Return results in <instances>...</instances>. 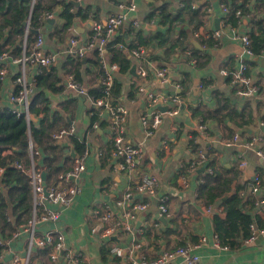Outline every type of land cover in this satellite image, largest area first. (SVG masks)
<instances>
[{"label":"crops","instance_id":"obj_1","mask_svg":"<svg viewBox=\"0 0 264 264\" xmlns=\"http://www.w3.org/2000/svg\"><path fill=\"white\" fill-rule=\"evenodd\" d=\"M68 1L78 2V4H75L76 8H86L89 13L88 18L85 20L76 19L73 25L65 31L62 29L65 19L60 15L63 7L58 4L53 11L55 13L54 22L46 19L38 28L39 34L37 35L43 36L44 48L47 52L59 53V61L47 70V72L51 71L48 82L53 83L55 79H59L57 86H63L60 92L45 89L51 112L52 114L57 113L59 117L57 123L63 126L60 129L74 125L76 129L74 136L80 140L87 138L89 156L86 169L78 179L81 193L72 205L63 211L58 223H39L36 228L37 235L41 236L45 232L59 227L65 234L67 246L85 255V264H114L111 252L113 243L127 246L134 239L139 240L148 257L155 259L164 250H171L187 244L197 245L201 243L203 237H206L208 241L193 249L200 256L199 264H264V231L258 230L256 222L259 217L264 218V208L256 207L249 211L254 217V237L241 241L239 246L235 248L229 246L226 248V246L217 243L215 240L214 216L223 213L219 210L218 205L220 202L211 204L204 196H199L201 185L204 182V174L208 170L199 168L195 173H192L188 177L187 186L180 181L181 167L210 145L212 151L209 154V166L212 172V164L221 174L231 173V175H235L233 172H238L233 182L234 189L232 192L235 191L236 185L243 182L249 181L250 186L253 176L259 174L263 186L262 196H264V158L259 156L255 150L243 144L253 134L260 133V140L257 145L264 150V127L261 128L260 126V122L263 120H258L253 125H246L243 129L236 128L234 125L235 132L239 133L242 130V133H239L240 140L235 144L228 145L224 142V139L232 137L228 136V127L224 123L219 124L213 119L204 120L203 116L197 115L193 110L199 107V111L206 113L209 110L217 109L224 99H227L230 104L238 109H242L247 102L252 100H262L258 95L247 98L239 96L236 93V85L232 84L229 77L224 76L221 71L222 69H235L242 62L252 63L249 64L250 76L257 85L264 86V53L258 57H253L247 52V48L241 39L224 33L220 36V44L209 47L205 51L206 57L197 60L196 64H192V58H195L193 56L195 50L192 45H189L184 49H180L168 60H163L165 48H158L155 55L162 62L149 61L142 64V60H138L131 53L132 68H136V74L132 72V68L131 73L125 75L118 74V69L114 71L115 79L118 78L124 85L120 102L129 110L126 137L132 143H141L145 149V156L141 161L137 175L141 176L146 173L158 176L160 181L158 194L168 196L170 214L160 216L158 198L148 197L147 195L135 196L136 200L149 201L148 209L137 216L132 232L119 230L113 235L115 238L112 236L107 239L93 231V228L99 225L93 214V209H111L117 212L116 202L119 200L120 194L132 188L136 179H129L127 176L113 171L108 160L111 150L108 126L103 128L100 126L99 128H93V130L89 128L90 111L92 109L90 97L87 94H79L75 90L64 88L63 83L68 73L64 65L74 69V65L68 62V59L72 58L68 54V50L71 48L70 38L74 36L84 38L91 33L94 25L101 24L104 26L108 17L120 10V3H135L136 10L131 13V18L137 19L141 24V28L150 33L166 32L167 27L158 23V16H154L149 20L153 13H159L158 6L161 2L158 0ZM206 1L209 2V7L204 15L205 24L197 30L201 33L217 30L215 20L219 18L221 26L224 17L221 0H197L196 5L199 6ZM167 2H171L176 6L181 4L180 0ZM148 24L156 25V29H148L146 27ZM130 25L131 22L121 32H125ZM25 27L24 40L28 37V29L26 25ZM181 28L182 26L178 25L176 27L177 32ZM248 30L249 28L245 25L238 27L240 33H247ZM195 32L196 30L190 33L193 34V41L198 48L203 50L202 45L196 40L198 38ZM157 47L158 45H156ZM93 52H88L80 68L79 81L88 92L90 89L101 85V73L90 62L94 58ZM151 64L156 67H167L168 81L165 84L161 85L153 77ZM140 66L148 69V73L151 74L150 77H147L148 75L146 77L138 76L137 69ZM37 76V70L29 68V81L35 84ZM134 81L138 85L136 98L129 99L127 97L129 87ZM202 82L205 86L200 88L199 85ZM140 85H145L148 91L152 90L163 95H179L181 92H185V96L179 95L183 100L181 104L177 106L173 103L161 104L160 107L164 112L162 122L151 136H146L144 127L140 122L141 115L147 109L148 95L147 91L142 94L138 93ZM15 89L14 77L9 74L3 82H0V106H9L8 95ZM176 107L179 108L178 113L170 114L169 111ZM256 112L259 116L263 110L258 108ZM101 119L109 122L108 111L102 114ZM66 124L67 126H65ZM201 124H204L203 128L200 127ZM227 124L233 126L232 121L227 120ZM193 136H195L197 146L192 148L191 139ZM164 141L168 145L167 149L163 147ZM70 142V137L65 138L62 142L66 153H71V150H74ZM100 151L104 154L100 155ZM245 160L247 164L243 166L242 162ZM48 205L53 206L52 204ZM209 206H212V212L204 210V207ZM117 215L122 218L121 212H118ZM149 226H155L159 229L161 235L156 242L160 246L157 251L148 247V241L144 236V231ZM29 247L30 233L28 232H22L12 242L14 252L22 258L28 255ZM2 252L4 256L1 262L9 264L13 252ZM42 252V249L34 248L31 252L29 264H66L62 259L54 263L50 260V254H43ZM177 264L183 263L179 260Z\"/></svg>","mask_w":264,"mask_h":264},{"label":"trees","instance_id":"obj_2","mask_svg":"<svg viewBox=\"0 0 264 264\" xmlns=\"http://www.w3.org/2000/svg\"><path fill=\"white\" fill-rule=\"evenodd\" d=\"M158 1L161 2L158 6L159 13H153L149 20L158 16V23L167 27L166 32L150 33L146 29H138L131 24L125 32L120 31L113 40L109 41L105 56L109 64H118V74L131 73L133 64L130 55L134 48L144 47L146 49L142 64L149 61H161L155 55L158 48H165L163 60H168L180 49L189 45L193 46L195 50L193 56L197 60L206 57V50L196 46L193 41V34L190 33L197 31L205 24L204 15L209 7V2L206 1L197 6V0H180L181 4L176 6L167 2L170 0ZM221 1L229 8L227 15L223 17L226 24L231 27L245 25L249 28L247 32L249 49L253 57H258L264 53V0ZM58 4L63 7L60 15L65 19L62 28L65 31L73 25L76 19L85 20L89 16L86 8H76L75 4L68 0H0V47L9 49L12 56H20L25 38V22L30 19V28L38 29L46 20V13L54 11ZM178 25H181L182 28L177 32L176 27ZM37 36V34L29 31L26 39L27 45L34 42ZM196 40L201 45L207 44L209 47H213L218 42L212 37ZM156 45H158L157 48ZM93 55L94 58L90 62L102 74L104 69L98 52L94 51ZM83 60L84 58L76 57L68 59V62L74 65V69L64 65L66 71L72 73L77 80L80 78ZM246 64V75H251L249 66L252 63L247 62ZM47 70L37 76L35 81L36 93L32 96L29 106L30 114L37 118L36 121L28 119L24 113L18 115L9 106H0V169H3V172L0 173V235L3 238L11 237L19 225L28 221L34 210L35 195L32 178L28 173L18 169L14 165L15 161L23 162L26 167L35 162L36 168H46L48 187L51 186L59 173L70 170L74 162V157L64 151L65 146L62 143L54 142L52 139L54 131L60 130L63 126L57 123L59 120L57 113L52 114L51 112L45 89L60 92L63 86H57L59 79L49 83L48 77L51 71L47 72ZM150 75L148 73L147 77ZM136 83V81L132 82L129 87L127 95L129 99L136 98L138 87ZM123 86V82L117 78L111 90L112 105L120 102L123 96ZM258 87V97L262 100L247 102L242 109L236 108L227 99H224L217 109L209 110L206 113L199 111V107L193 110L197 115L203 116L204 120L213 119L219 124L224 123L229 129L228 136H233L235 133L234 125L236 128L243 129L246 125H253L258 120H264V86L258 85ZM89 94L95 98L102 97L104 95L103 86L99 85L90 89ZM179 95L183 97L185 92H181ZM258 108L263 110L259 116L256 112ZM227 120L232 121L233 126L228 125ZM97 122L102 128L109 124V122L101 119L96 110L91 109L90 130H93V126ZM70 141L76 155L83 154L87 149V138L80 140L73 135L70 136ZM31 144H33L34 151H41V156L32 154ZM191 146L192 148L197 146L195 136L191 139ZM184 166H187V163ZM212 167L213 172L204 174V182L201 185L199 196H204L211 204L220 202L218 206L223 213L215 214L214 228L221 245L235 248L239 246L241 241L255 234L252 227L254 217L249 211L257 207V198L248 192L249 181L236 185L235 191L232 192L237 171L233 172L235 175H231V173L221 174L214 168L213 164ZM9 217L11 218L9 219ZM256 222L258 230L264 228V218L259 217ZM144 236L148 241L149 248H153L154 251L160 249V246L156 244L157 239L161 236L159 229L155 226H149L145 229ZM42 250L43 254H50L52 248L48 247Z\"/></svg>","mask_w":264,"mask_h":264},{"label":"built area","instance_id":"obj_3","mask_svg":"<svg viewBox=\"0 0 264 264\" xmlns=\"http://www.w3.org/2000/svg\"><path fill=\"white\" fill-rule=\"evenodd\" d=\"M120 10L109 16L106 24H96L93 26L91 33L82 38L74 36L70 38L71 48L68 50V54L76 58H84L88 52L96 51L100 57V61L104 72L101 74L100 84L103 86L104 95L99 98H95L90 95L84 88L83 84L75 78L72 73H67L65 81L63 83L64 88L72 89L79 94H87L92 101V109L96 110L100 116L105 111H108V129L109 138L111 142V150L108 155V160L111 163V167L115 173L123 174L129 179H136L132 188L121 193L119 200L116 202L117 212L111 209L103 210L101 208L93 209V214L97 218L99 225L93 228V231L100 234L105 238H111L119 230H125L127 232L133 231L134 221L137 216L148 209L149 201L136 200L135 196L147 195L148 197L158 198V208L160 216H168L170 214L169 198L167 195L158 194L159 178L155 174H142L138 176V170L141 166V161L145 156V149L143 145L130 142L126 137L127 124L129 119V110L121 102L115 105L111 104V90L115 82L114 71L118 69V64H109L105 56L107 45L115 35L120 32L126 25L133 24L137 28H141V24L137 19L131 18V13L136 10L135 3L119 4ZM224 11V17L227 15L229 8L226 4H222ZM239 14V12H238ZM55 13L47 12L45 18L53 19ZM30 25V19L27 20ZM28 27V26H27ZM28 29V28H27ZM29 30V29H28ZM29 32V31H28ZM227 33L235 38L241 39L247 48V52L252 55L249 49V35L248 33H240L238 27H231L225 23L223 18L221 26L217 30L211 32L201 33L196 31L195 35L198 39H207L209 37L217 40V44H220V36ZM204 50L209 49L207 44L202 45ZM132 54L138 59L142 60L146 55V49L144 47L132 49ZM59 61V53L47 52L44 48V39L42 35H38L36 40L27 45L26 39L23 42L22 54L20 56H12L11 51L6 48L0 47V82H3L9 74L14 77L16 89L9 93V107L18 115L24 113L30 119L29 106L32 96L36 93L35 84L29 81V68H35L37 75L43 73L46 69L50 68ZM197 59L192 58V64H196ZM18 66V67H17ZM152 67L153 77L160 82L161 85L168 81V69L167 67H156L153 64ZM246 63H241L237 68L228 70L222 69L221 73L224 76L229 77L232 84L236 85V93L241 97H256L259 94V87L254 82L250 75H246ZM137 74L140 77H146L148 75V69L144 66H140L137 69ZM200 88L205 84L200 83ZM147 95V109L141 115L140 122L144 127L146 136L153 135L162 122V116L164 114L161 109V104L173 103L176 106L181 104L183 100L179 95H163L161 93L147 90L145 85H140L138 93L144 92ZM179 108L176 107L169 111L170 114L178 113ZM261 128L264 127V120L260 122ZM99 128L100 123L97 122L93 126ZM201 128L204 124L200 125ZM75 126L70 125L67 128H62L53 133L52 139L54 142L62 143L65 138L73 136L75 134ZM240 134L235 132L230 138L224 139V142L228 145L239 142ZM260 140V133L253 134L243 144L255 150V152L264 158V150L258 147L257 143ZM164 149L168 148L167 143L163 142ZM32 154L41 156L40 150H33V144H31ZM212 147L208 145L203 151L196 155V157L187 163V166H182L180 173V181L187 186L188 177L195 173L199 168H206L208 172H212L210 164V153ZM100 155L104 152L100 151ZM89 156L88 149L81 155H76L74 158L73 166L70 170L59 173L51 186H47L46 177L44 173H47L46 168H36L35 162L31 166L26 167L23 162L15 161L14 165L22 172L28 173L32 178V185L35 195V209L33 210L31 217L27 222L18 226L14 234L9 238H3L0 235V264L4 256L2 251H11L13 256L10 259L9 264H29L31 252L34 248L46 249L52 248L50 253V260L54 263L59 262L60 259L66 262V264H85V255L69 248L66 244L65 234L62 229L56 227L45 232L43 235L38 236L36 232L37 225L39 223H52L59 222L63 211L72 205L76 197L81 193V186L79 184V177L81 173L86 169V162ZM247 161H243L242 165L246 166ZM3 169H0V173ZM117 186V184H115ZM262 181L259 174H256L251 179L249 186V193L256 197L257 207L264 208V196H262ZM45 190H48L46 195ZM159 195V196H158ZM52 204L53 206H49ZM205 211L212 212V206L204 207ZM219 210L222 211L220 208ZM220 211V212H221ZM121 212L122 218H119L117 213ZM11 217H9L10 219ZM255 230V226L252 225ZM264 231V228L261 229ZM30 233V247L28 255L22 258L19 254L14 252L12 248V242L22 233ZM251 236L250 238H253ZM215 240H218L217 234ZM207 238L203 237L201 243L207 242ZM199 243V244H201ZM197 245L187 244L182 245L171 250H164L163 253L155 259L148 257L147 253L142 247L141 241L134 239L130 245H120L113 243L111 246L112 256L114 258V264H177L180 260L183 264H199L200 256L193 251ZM227 248V246H226Z\"/></svg>","mask_w":264,"mask_h":264},{"label":"water","instance_id":"obj_4","mask_svg":"<svg viewBox=\"0 0 264 264\" xmlns=\"http://www.w3.org/2000/svg\"><path fill=\"white\" fill-rule=\"evenodd\" d=\"M72 3H74V4H78V2H76V1H72ZM48 21H50V22H54V20L53 19H48ZM25 25L26 26H28L27 28L29 29L28 31H31V32H33V33H35V34H39V30L38 29H34V28H30V25L28 24V22L26 21L25 22ZM215 25H216V29H219L220 28V19L219 18H217L216 20H215ZM148 29H156V25H150V24H148L147 26H146ZM132 72L134 73V74H136V68H132ZM166 109V108H165ZM30 119L31 120H33V121H36L37 120V118L33 115V114H31L30 115ZM239 133H242V130H240L239 131ZM74 158L76 157V152L74 151V150H71V153H70ZM44 177H46V173H44ZM45 193H46V195L48 194V190H45ZM114 238H115V236H113Z\"/></svg>","mask_w":264,"mask_h":264}]
</instances>
